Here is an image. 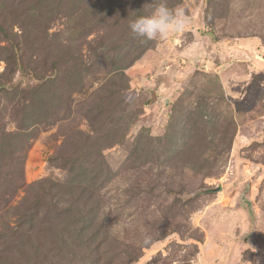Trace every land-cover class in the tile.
Returning <instances> with one entry per match:
<instances>
[{
    "label": "rangeland",
    "instance_id": "1",
    "mask_svg": "<svg viewBox=\"0 0 264 264\" xmlns=\"http://www.w3.org/2000/svg\"><path fill=\"white\" fill-rule=\"evenodd\" d=\"M166 2L0 0V264H264V0Z\"/></svg>",
    "mask_w": 264,
    "mask_h": 264
},
{
    "label": "clouds",
    "instance_id": "2",
    "mask_svg": "<svg viewBox=\"0 0 264 264\" xmlns=\"http://www.w3.org/2000/svg\"><path fill=\"white\" fill-rule=\"evenodd\" d=\"M188 18L181 9H171L166 0H153V10L150 14L138 16L130 21V31L146 41L155 39L167 40L170 34L184 29ZM151 236L145 235L142 243L148 245Z\"/></svg>",
    "mask_w": 264,
    "mask_h": 264
}]
</instances>
